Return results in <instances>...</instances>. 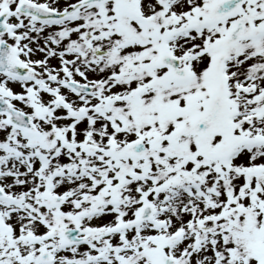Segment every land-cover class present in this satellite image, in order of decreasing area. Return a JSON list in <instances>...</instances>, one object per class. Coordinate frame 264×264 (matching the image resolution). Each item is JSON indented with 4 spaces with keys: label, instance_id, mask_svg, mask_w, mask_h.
<instances>
[{
    "label": "snow or ice",
    "instance_id": "6c2138e0",
    "mask_svg": "<svg viewBox=\"0 0 264 264\" xmlns=\"http://www.w3.org/2000/svg\"><path fill=\"white\" fill-rule=\"evenodd\" d=\"M0 264H264V0H0Z\"/></svg>",
    "mask_w": 264,
    "mask_h": 264
}]
</instances>
